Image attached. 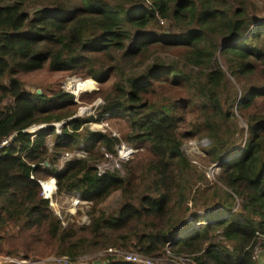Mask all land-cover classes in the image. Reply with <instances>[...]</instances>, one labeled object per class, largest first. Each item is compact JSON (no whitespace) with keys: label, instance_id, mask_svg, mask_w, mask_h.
Instances as JSON below:
<instances>
[{"label":"trees","instance_id":"1","mask_svg":"<svg viewBox=\"0 0 264 264\" xmlns=\"http://www.w3.org/2000/svg\"><path fill=\"white\" fill-rule=\"evenodd\" d=\"M149 1V7H125L122 3L102 0H88L89 6L83 0H53L49 7L36 9L31 14L23 10L18 0L0 3V143L12 136L8 145H0V224L8 221L19 225L17 235L2 239L0 249L6 244L26 254L55 252L77 259L90 246L106 245L102 237L107 230H114L124 246L134 239L133 246L145 255H155L169 245L175 252L199 253L193 257L195 264H261L253 258L252 247L258 234L264 239V111L258 113L256 109L255 115H248L246 110L259 98L264 99V83L249 87L241 83L242 94L236 109L246 119L248 138L234 152L226 138L216 135L220 125L215 118L220 116L225 101L219 92L224 77L220 69L204 73L205 84L199 88L204 97L200 109L205 129L214 140L209 154L220 161V177L240 200L238 210L231 211L232 203L225 202L226 216L193 226L182 235L183 229L177 228L170 242L171 228L163 224L170 201L168 190L179 189L175 181L171 183L172 170L174 165L185 162L181 139L175 133V124L180 118L172 112L173 106L142 117H136L135 109L140 106L143 93L160 87L153 81L168 75L177 83L181 78L190 80L178 69L158 63H153L144 74L129 78L126 100L110 103L104 110L131 114V126L149 143L161 182L167 189L156 197L144 196L139 206L124 204L115 216H106L94 207L89 224L78 229L64 227L48 207V200L40 196L37 179L41 176L55 177L58 193L77 190L82 199L93 204L113 190L131 185L134 179L132 172L126 178L109 171L98 173L91 160L99 156L103 146L113 151L112 145L117 142L115 137L100 131L88 133L84 141L86 157L68 161L60 170L42 167L47 154L45 138L54 133V127L50 125L35 133L25 129L34 123H50L71 116L72 112L64 108L67 102L71 104L72 95L58 91L47 97L36 91L29 92L22 87L19 72L43 66L53 71L81 68L88 76L102 80L107 71L102 68L109 65L105 60L113 58L114 49H125V54L134 56L153 43L181 46L192 65L203 67L214 60L218 48L216 42L205 38L207 31L224 35L221 53L227 57L230 72L238 80L249 76L258 62H264V21L249 15L242 6L229 14L214 7L210 0ZM158 16L194 22L196 27L171 37L150 32L131 34V30L158 22ZM127 40L131 41L129 45ZM7 97L12 101L3 105ZM55 108L62 111L54 114ZM81 124L71 119L67 126L61 127L60 133L55 134L53 149H64L73 143L74 132ZM69 126L72 133L68 132ZM139 223L144 227L137 229ZM215 231L232 244L231 249L211 242V233ZM104 264L135 263L111 256L106 257Z\"/></svg>","mask_w":264,"mask_h":264},{"label":"rangeland","instance_id":"2","mask_svg":"<svg viewBox=\"0 0 264 264\" xmlns=\"http://www.w3.org/2000/svg\"><path fill=\"white\" fill-rule=\"evenodd\" d=\"M7 1L0 0V3ZM18 1L22 4L23 10L31 14L36 9L49 7L53 0ZM102 1L112 4L122 3L125 7L134 5L149 7L151 5L149 0ZM210 1L214 7L226 10L229 14L237 7L242 6L241 8H244L249 15H253L260 22L264 21V0ZM239 1H241V5ZM83 2L89 6L88 0H83ZM194 27H196L194 22H178L170 16L169 18H159L158 22H150L144 29L131 30V34L137 36L142 32H150L160 37H171ZM205 38L207 41L216 42L218 48L216 49L214 60L203 67L192 65L187 59L186 49L181 46H164L160 43H153L134 56L125 54V49H114L112 51L113 60H105L109 65L102 68L107 70L102 80L88 76L86 71L81 68L70 71H53L47 66H43L34 71L18 73L22 87L29 92L39 91L40 94L43 93L47 97L56 94L58 91H65L72 95L71 104L67 102L68 105L64 108L72 112L71 116L50 123H34L25 129L27 132L35 133L50 125L54 127V133L48 134L45 138V147L47 149L45 161L48 162V165L41 163L42 167L60 170L65 166L66 162L86 157L87 149L84 141L88 133L100 131L109 137H115L117 142L112 145L113 151H108V148L103 146L99 150V156L91 160L98 173L109 171L126 178L128 173L132 172L131 177L134 180L131 185L113 190L97 204L82 199L80 192L77 190L60 194L56 193L55 190L51 199H46L48 200V207L64 227L71 226L75 229L85 227L90 222L89 216L94 211V207L95 210L103 211L106 216H115L124 204L133 203L139 206L140 200L144 196L156 197L167 189L164 183L162 184L161 182V175L156 169L157 161L149 143L140 138L141 132L131 126V114L122 110L113 112L104 110L110 103H123L126 100L125 91L128 89L129 78L144 74L153 63L165 64L176 68L190 80L188 82L181 78L180 83H177L173 76L168 75L153 81L155 85L160 87L143 93L140 106L135 109L138 112L136 117H142L151 113L156 114L157 111H161L163 108H171L173 106L172 112L177 118H180L179 121H176L175 133L181 139L180 149L185 162L180 165H174L172 170L173 180L171 183L173 184L175 181L179 185V189L172 187L168 190L170 201L163 224L165 227L169 225L171 228L169 231L170 242H172L173 234L177 228L183 229L181 231L182 235L185 233L184 231L189 230L193 226L205 225L207 221L216 217L226 216L227 207L224 204L225 202L232 203L231 211L239 209L240 200L227 188L220 177L222 172V168L219 165L220 161H215L209 154L214 140L213 136L208 135L203 124L204 118L201 114L200 105L204 101V97L199 88L205 84L204 73L212 69H220L222 71L224 77L219 86V92L222 99L225 97V101L222 103L223 110L220 116L215 118V122L220 125V130L216 132V135L219 138H226L230 149L238 152L248 138L246 119L240 110L236 109L237 100L242 94L241 83L248 87L259 86L264 83V62H258L249 76L238 80L230 72L226 61L227 57L221 53L220 47L223 46L224 35L217 31H207ZM130 43V40L126 41V45ZM90 79L95 82L93 88L82 91L76 89V86L81 81L85 82ZM185 84L190 86L186 87ZM11 101L12 98L7 97L4 99L3 105H8ZM256 109H258V113H263L264 99L260 100L259 98L254 106L246 110V114L255 115ZM59 111H62V109L55 108L52 110L54 114L60 113ZM224 113L226 115L222 116ZM71 119H77L82 123L80 128L74 132L76 135L74 142L67 148L54 150L55 134L60 133L61 127L67 126L68 121ZM68 132L72 133L70 126ZM11 139L12 136H9L5 139V143L1 142L0 145H8ZM122 145L129 149V157L122 161H116L117 150H120ZM105 152L114 153L109 158L104 155ZM116 162L119 164L118 167ZM52 178L54 179L55 177L41 176L37 179L40 189L39 193L43 199L45 198L43 197L39 181H46ZM54 183H56V178ZM55 187H57V184ZM143 227L142 223L136 225L137 229ZM1 230L0 245L2 239L17 235L19 225L4 221ZM219 233V231L211 233V242L219 243L231 249L232 244L224 240ZM102 241L106 242V245L103 246L99 243L98 245L90 246L83 252L80 259L86 262L104 264L106 257L112 256V258L122 259L118 255L107 252L109 248L139 252L133 246V243H135L134 239L128 241L127 245L124 246L122 241L117 239V234L114 230H107L102 237ZM167 247L172 250L169 245ZM165 248L162 252L149 256L169 260L171 255H173V250L168 253ZM178 252L175 253L174 251L173 253L183 257L187 256L192 263L193 257L199 254ZM58 255L60 254L55 252L45 255L26 254L22 250L2 244L0 264H43L41 262L48 257ZM252 255L256 261L264 264V239L260 234L257 235L255 244L252 247Z\"/></svg>","mask_w":264,"mask_h":264},{"label":"built area","instance_id":"3","mask_svg":"<svg viewBox=\"0 0 264 264\" xmlns=\"http://www.w3.org/2000/svg\"><path fill=\"white\" fill-rule=\"evenodd\" d=\"M3 142L5 143V140H3L2 143ZM112 153H114V152H110V153L105 152L104 155L111 158ZM128 157H129V149H127L124 145H122L120 147V150L119 149L117 150L116 161H122L123 159H127ZM116 164L118 167L119 166L118 162H116ZM39 182H40V185L42 187L43 197L45 199L46 198L51 199L55 190H56V193H58L57 187H54V190L49 195H47L45 192V189L43 187V181H39ZM55 186H56V183H55ZM62 193H68V192H62ZM58 194H60V193H58ZM167 246L165 248L166 251L168 253L172 252V250H170ZM107 252H109L110 254L120 256L123 261L131 262V263H135V264H195L194 260H192L193 261V263H192L191 260H188L187 256H185V257L179 256L178 254H175L177 252L173 253L174 251L172 252V254L175 256L170 254L171 258L169 260L159 259L160 257L154 258V257H151L149 255H145V254L140 253V252L123 251L121 249H115V248H109L107 250ZM41 263H43V264H96L94 262L83 261L80 259V257H78L77 259H72L66 255L51 256V257H48L47 259H45L44 261H42ZM21 264H25V263H21ZM27 264H33V263H27Z\"/></svg>","mask_w":264,"mask_h":264},{"label":"bare ground","instance_id":"4","mask_svg":"<svg viewBox=\"0 0 264 264\" xmlns=\"http://www.w3.org/2000/svg\"><path fill=\"white\" fill-rule=\"evenodd\" d=\"M94 83L95 82L92 79L86 80L85 82L81 81V83H79L76 86V89H78V91L87 90L89 88H93ZM43 187L45 189L46 194L49 195L54 190V187H55L54 179L52 178V179L43 181Z\"/></svg>","mask_w":264,"mask_h":264},{"label":"water","instance_id":"5","mask_svg":"<svg viewBox=\"0 0 264 264\" xmlns=\"http://www.w3.org/2000/svg\"><path fill=\"white\" fill-rule=\"evenodd\" d=\"M37 93H40L39 91H37ZM44 165H48V162L47 161H45L44 162Z\"/></svg>","mask_w":264,"mask_h":264},{"label":"clouds","instance_id":"6","mask_svg":"<svg viewBox=\"0 0 264 264\" xmlns=\"http://www.w3.org/2000/svg\"><path fill=\"white\" fill-rule=\"evenodd\" d=\"M55 179V178H54Z\"/></svg>","mask_w":264,"mask_h":264}]
</instances>
